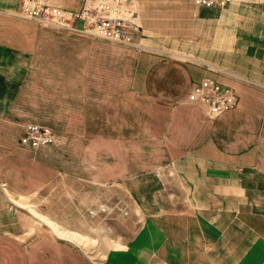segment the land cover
Listing matches in <instances>:
<instances>
[{
  "label": "rangeland",
  "instance_id": "rangeland-1",
  "mask_svg": "<svg viewBox=\"0 0 264 264\" xmlns=\"http://www.w3.org/2000/svg\"><path fill=\"white\" fill-rule=\"evenodd\" d=\"M135 1L142 42L156 51L209 65L229 61L250 67L251 59L230 56L240 44V34L248 54L264 44L259 40L264 36V30L260 33L264 0H215L209 6L196 0ZM75 23L82 25L81 20ZM68 30L44 31L38 46L34 79L39 86L52 82L53 100L38 87L35 103L17 106L9 121H0V130L9 134L0 142L15 141L25 147L24 158L21 151L0 155V179L17 181L22 172L28 180L52 177L27 194L16 193L0 181V226L8 224L20 236L47 231L67 239L94 264H264V178L257 172H228L191 157L152 161L125 145L116 147V158L122 162L106 164L108 171L118 167L116 177L107 173L100 178L93 101L86 102L93 119V132L87 138L56 133L55 143L38 148L21 142L23 124L32 117L45 126L49 122L61 126L62 102H68L62 101L61 78L67 75L69 87L76 84V74L94 72L106 78L112 72L120 97L127 61L134 64L136 48ZM105 42L108 45L103 46ZM54 61L63 66H54L49 79ZM68 104L77 107L78 102ZM48 114L53 117L46 119ZM140 114L138 108L133 113L121 108L115 121L120 135L127 137L130 116L138 124ZM138 132L135 129L137 138ZM89 143L94 147L88 148ZM105 159L114 156L106 154Z\"/></svg>",
  "mask_w": 264,
  "mask_h": 264
},
{
  "label": "crops",
  "instance_id": "crops-1",
  "mask_svg": "<svg viewBox=\"0 0 264 264\" xmlns=\"http://www.w3.org/2000/svg\"><path fill=\"white\" fill-rule=\"evenodd\" d=\"M50 2L72 10L80 9L83 5L81 0ZM21 7L20 0H0V121H9L17 106L35 103L38 87L41 88L38 91H43L50 101L54 97L52 82L46 84L50 85L51 90L46 85L39 86L34 74L40 38L44 31L57 27L43 26L37 20L22 16ZM263 30L264 28L260 29V33ZM68 31L69 34H92L78 29ZM142 38L143 34L132 44L101 38L137 49L134 64L127 61L128 68L121 76L120 97L117 77L112 72L106 78H101L94 72L91 75L87 73V76L82 72L79 77L76 74V84L69 87L66 75L60 82L63 85L62 101H68L62 102L65 103L62 107V124H47L61 136L87 138L89 133L92 134L90 125L93 119L87 111L86 102L93 101L95 147L99 153V168L103 169L100 178L103 174L106 178L107 173H114L116 177L118 167L114 165L111 167L113 171H108L106 164L122 162L116 158L119 156L116 147L125 145L134 147L130 152L136 155L145 153L152 161L169 162L191 157L210 165L223 166L228 172L230 169L253 170L264 178V44H257L255 47L261 46L257 48L258 52L255 50L248 54V44L243 43V36L240 34V44H236L237 50L230 56L233 59H251L247 60L250 67H246L245 62L240 67L229 61L209 65L194 59L177 58L147 47ZM263 39L262 33L259 40L263 42ZM105 45L108 43H103ZM79 57L81 58V54ZM80 62L82 59L78 63ZM54 66L61 68L63 63L58 61L49 65V79ZM204 76L215 77L224 85L235 89L238 104L218 115L210 116L202 105L189 102L187 97L190 89ZM72 101L78 102L77 107L68 104ZM122 107L126 113H133L134 108H138V113H141L138 124L130 116L132 125L127 127V137L120 135L119 127L115 125ZM52 117L48 114L46 119ZM32 118L23 124L24 128L32 121L40 123L35 117ZM130 129L133 131L131 134ZM135 129H139L138 138ZM105 131L112 133L105 135ZM7 135L9 134L5 130H0V139L7 138ZM9 143L14 145L8 146ZM84 143L81 141L80 144ZM88 145V148L94 147L91 143ZM138 145H144L145 148L142 150ZM10 151H21L24 158L25 147L22 144L17 145L15 141L0 142V155L9 154ZM106 154L114 156V159L107 161ZM26 176L22 172L17 181H11L6 176L0 181L3 184L6 182L16 193L27 194L52 179L38 177L28 180ZM0 264L94 262L67 239L63 240L47 231L20 236L5 224V227L0 226Z\"/></svg>",
  "mask_w": 264,
  "mask_h": 264
},
{
  "label": "built area",
  "instance_id": "built-area-1",
  "mask_svg": "<svg viewBox=\"0 0 264 264\" xmlns=\"http://www.w3.org/2000/svg\"><path fill=\"white\" fill-rule=\"evenodd\" d=\"M20 1L22 16L37 20L43 26L78 29L124 44L135 43L143 32L135 0H81L82 7L74 10L52 4L50 0ZM196 1L199 5L208 6L215 2ZM76 20H81L82 25H76ZM190 90L188 101L202 105L210 116L238 104L235 90L212 76L202 77ZM56 138L57 134L51 126L34 121L27 123L20 135L21 142L31 148L51 145L57 141Z\"/></svg>",
  "mask_w": 264,
  "mask_h": 264
}]
</instances>
